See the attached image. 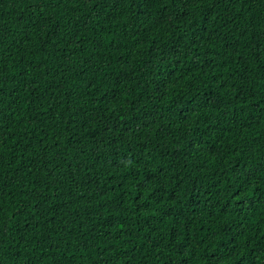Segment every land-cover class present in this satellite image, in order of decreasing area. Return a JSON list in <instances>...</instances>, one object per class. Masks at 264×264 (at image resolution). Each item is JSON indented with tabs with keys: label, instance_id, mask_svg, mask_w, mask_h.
<instances>
[{
	"label": "trees",
	"instance_id": "16d2710c",
	"mask_svg": "<svg viewBox=\"0 0 264 264\" xmlns=\"http://www.w3.org/2000/svg\"><path fill=\"white\" fill-rule=\"evenodd\" d=\"M0 264H264V0H0Z\"/></svg>",
	"mask_w": 264,
	"mask_h": 264
}]
</instances>
